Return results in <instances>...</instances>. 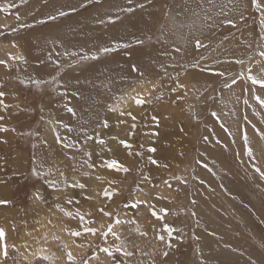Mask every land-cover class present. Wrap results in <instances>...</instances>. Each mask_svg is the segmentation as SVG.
<instances>
[{
    "label": "rangeland",
    "instance_id": "374dc122",
    "mask_svg": "<svg viewBox=\"0 0 264 264\" xmlns=\"http://www.w3.org/2000/svg\"><path fill=\"white\" fill-rule=\"evenodd\" d=\"M41 3L45 4L46 0H42ZM9 4L14 6L8 12L0 11V15L8 17L10 13H15L16 16L19 14L21 19H15L14 22L5 26L0 25V47L3 44L24 42L27 32L37 30L45 24L38 23L39 20H47L41 18L37 22H28L30 12H33L29 11V8L35 9L36 6H39V0H25L24 3H21L20 0H0L2 6ZM29 4L32 6H28ZM97 4V0H82L74 12L67 9L68 15L58 16L56 20H51V22L47 20V22L52 23L55 27L63 26V22H66L68 28L74 30L84 28L71 35L68 41L76 51H80L81 42L89 45L92 43L89 36L94 32L90 27H83L79 17L84 13L90 14ZM169 4L170 2L166 4V11L170 10ZM205 10L206 8L203 9L204 13L201 17L205 15ZM207 10L216 11L219 14L218 10L221 8L215 7ZM34 11L37 12V10ZM151 11L154 14L160 13L153 4ZM210 11L207 14L212 16ZM141 12L142 15L138 13V17L147 16L150 20L149 7L142 9ZM260 17L261 13L253 6V15L247 23L232 28L217 27V31L202 38L198 37L205 47L196 48L195 56H190L189 64L178 72L166 70L172 61L165 62L164 60L168 56L158 54L163 50H158L155 45L158 41L155 33H148L147 40L143 43L146 44V49H142V61L141 57L137 59L138 54H136L137 50L134 46L117 49L110 53L94 51L93 54L97 55L98 59L76 61L79 64L107 63L120 69L109 72L115 76L112 79L119 83L118 92L122 91L124 84L131 83L130 85H133V82L141 77L140 73L148 75V81L157 82L161 86L158 90L163 91L162 99L146 104L142 115H139L142 117V122L138 140H134L133 136L127 134L125 138L121 135L118 136L133 145L132 155H129V150L123 146L113 148L111 151L101 149L90 157L87 154L86 159L83 158L84 152L82 153V151L55 153V155L51 152H44L39 157L40 166H37L34 157L40 138L37 133L38 120L46 108L51 105L44 107L38 103H34L35 105L32 104V106L29 103H22L20 108L6 106L0 109L2 117L0 128L7 129V131H0V198L10 200L12 201L11 205L19 204L21 207L29 202L33 191L35 194L32 202L41 197L42 184L39 182L46 183L44 193L47 195L54 191L49 186V181L60 189V191H55L57 203L54 204V207L46 208L40 201L39 205L32 208V203H30L27 208L15 212L18 214L13 220L15 213L9 215L6 211L7 206H0V227L6 229L9 245V258L4 264H71L67 258V253L70 251L66 250L67 245L64 240L66 235H70L77 246L83 244L82 248H86L79 257L71 252L76 264H84L85 260H89V257L97 254L99 259H90L89 263L94 260L93 264H105V254L100 252L102 247H112L113 249L123 247L133 251V256L123 258L128 261V264H264V179L255 171L256 167L264 171V140L257 132V130L264 132V107L255 99L256 96L264 98V89H261L259 85L253 86L250 81L242 79L240 84L237 81L230 88L224 86L230 84V78L235 77L234 75L239 71L241 64L234 61H244L254 51L256 52L254 61H256L253 62L252 72L258 74L261 65L257 64V61L262 59L258 53L260 50H264V25L261 24ZM158 19L157 25L161 21L160 18ZM117 22L108 20L99 24L100 43H104L108 28ZM212 22L213 20L209 23ZM0 24L5 23H2L0 19ZM22 24H31L32 26L19 27ZM248 28H253V40L250 42L239 40L238 37L242 36V29L247 30ZM13 29L18 30L12 31ZM59 31L57 30V34ZM247 31L251 32L252 30ZM155 32H159V29L155 28ZM243 37L245 36L243 35ZM67 40L61 41L63 43ZM252 41H255L254 46ZM242 44L247 47L244 52L240 50ZM214 45L216 47L211 49ZM225 45H227L226 48ZM218 47L226 52V54H221L223 57L220 60V65H206L205 62L209 63L216 57V60L220 59V55L210 56L211 51L221 50ZM121 53H129V55L124 58L123 55H119ZM84 54L88 55L87 51H84ZM232 56L234 59L230 60L229 57ZM46 63L49 61H42V64ZM132 65H136L139 71L141 65L142 71H132ZM16 66L19 65L16 64ZM219 71H223L225 76L220 77L213 74ZM1 73H4L5 76L0 78L4 82L0 91L8 96L4 98L3 103H0L6 104L9 100L13 101L12 95L15 88H26L14 65L5 68L4 71L2 69ZM74 73L86 76L87 74H96L91 72ZM192 73H197L200 76L185 81L186 76H190ZM25 74L28 72L26 71ZM8 75H10L9 78H7ZM177 81L185 83L186 86L190 85V87L185 86V88L177 90L187 100L179 108L172 104L176 96L173 94L177 92H173L172 89L176 87ZM145 85L150 87L147 83ZM40 86L42 87V84ZM139 89L142 90L140 86ZM25 96H27V90ZM56 100L57 96H54L52 102ZM132 104L134 103L131 102L128 106H124L123 110L131 111ZM33 107L35 108L33 109ZM173 107L175 110L172 109ZM37 109L40 111L36 112ZM176 110H183L180 119L186 126L185 135L177 132L176 125L171 126L172 121L178 123L177 118L176 120L172 118L173 113L177 115ZM212 113H216V116H213ZM151 116L159 118V126ZM37 121L38 126H36ZM117 121L119 123V120ZM221 123H223V127ZM116 131L119 134L121 128L118 127ZM8 132L10 133L8 134ZM245 133L249 141L247 145L244 142ZM205 137L208 139L205 140ZM152 147L156 148L155 153L149 151ZM248 147L252 148L255 160L247 155ZM20 149L25 150L24 169L18 168L12 173L9 166L12 163L11 160L14 159V154ZM90 151L88 153H91ZM136 153L143 155H136ZM68 155L70 164H80L79 161L85 162V165L81 166L83 175L80 177L79 183L86 185V191L70 186L72 183L69 179L72 180V175L79 166L75 168L70 166L69 169L61 166L62 162L66 163ZM112 157L129 167L131 171L124 175V173L100 166L102 158L112 159ZM96 158L98 166L90 167ZM54 159L59 160L55 162V167H50ZM151 159L158 160L160 165L166 167L153 165ZM34 169L40 174L39 176L34 174ZM60 175L63 176V180L57 178ZM144 177H149V179L145 180ZM176 177L187 182L183 183L181 180L175 179ZM111 179H115L114 188L113 185L107 186ZM165 180L172 184L171 188L168 187L171 198L153 199L159 195L160 189L166 186ZM37 184L39 185L37 186ZM105 188L114 189L119 193L114 196L115 200L110 204H107L103 199ZM36 190L38 191L35 192ZM139 191L143 192L144 198L139 200L151 201L157 210L168 209V214L164 216L163 220L152 217L150 209L147 207H141L138 211L125 207V204L138 200ZM36 194L38 195L36 196ZM87 195L91 199L86 200ZM69 200L72 202L69 203ZM48 202H51L50 198ZM76 207L82 211H75ZM102 207L109 212L114 208L111 218L104 217L98 211ZM77 212L84 215L86 221H91L88 224L89 227L97 229L92 241L87 240V236L76 238L70 234V230H81V221L76 215ZM68 213H71V216ZM161 215L163 214L161 213ZM116 218L121 220L120 225L118 224V231L114 230ZM109 224L113 225L116 236L109 234L105 241L101 233L107 231ZM165 225L176 229L171 238V247H167L165 242L158 239L159 235H164L166 241L169 239L167 232L164 231ZM141 232H146L147 236L140 235ZM45 236H49L48 244L56 247L53 248L55 255L47 260L42 259L41 255L32 262L24 260L17 249L19 242H29L27 247L21 246L25 250L31 245V242L36 244ZM87 244L91 246L86 247ZM12 245H15V248ZM164 252L168 253L166 257L163 255ZM61 256L64 257L63 262H61ZM116 258L117 260L122 259L119 253H116Z\"/></svg>",
    "mask_w": 264,
    "mask_h": 264
},
{
    "label": "crops",
    "instance_id": "0c3cea01",
    "mask_svg": "<svg viewBox=\"0 0 264 264\" xmlns=\"http://www.w3.org/2000/svg\"><path fill=\"white\" fill-rule=\"evenodd\" d=\"M41 1L42 0H39V6H36L35 9L29 8V11L33 12H30L28 22H37L41 18L47 19L49 16L57 15L60 11H67V9L77 8L82 3V0H46L45 4H42ZM169 2L170 10L166 11L165 7ZM141 4L144 6L140 7ZM152 4L158 9L160 13L154 14V12L151 11ZM28 6L32 5L29 4ZM221 6H224V11L228 12V18L234 19L236 21L235 27L247 23L253 15L252 0H232L231 3H229V0H214V3H210L209 0H203V6H201V0H131V3H129V0H102L94 6L95 9L90 14L84 13L79 17L81 25L83 27H90L91 31L94 32L89 36L90 40H92V43L89 45L81 42L82 48L80 51H76L73 45L68 41L70 40L71 35L76 34L77 31H80L84 28H76L74 30L73 28H68L66 22H63V26L58 25V27H55L52 23H50L51 20L50 22H46L41 28L27 32L24 42L13 43V45L16 46V51L18 52L16 54L22 56L23 60L17 59L16 62L13 61L14 63H11V65L15 66L16 71L19 74V78L23 82V85L26 89H21L19 87L15 88V91L12 95L14 97L13 101L9 100L6 104L0 103V109L5 108L6 106L20 108L22 103H29L31 106L34 103H38L44 105V107L51 105L50 107L46 108L45 112H43L44 114L38 120L39 129L37 130V133L40 138L38 140L37 153L34 157V159H36V165L40 166L39 157L44 152H51L55 155V153H75L77 151H82V153L84 152L83 158L85 157L86 159L87 154L91 149L92 150L90 152L92 153V156L93 153H96L101 149L107 150V148H111L112 150L118 146L122 147V145L118 143V140L113 139V137L119 138L118 136L121 135L123 138H125V135H129V132L131 131V119L127 117H121L118 114L120 110H123L122 107L124 106L117 107L118 104H122L123 100L120 99V97L124 93L127 94L129 83L124 84L122 86V91L118 92L119 83L112 79L115 76L114 74H109V72L120 69L107 63L79 64L76 61L82 60L81 57L84 55V51H87L88 55H90L93 54L94 51H100L101 47H113L117 43L129 44L130 46L126 48L134 46L137 50L136 54H138L137 59H140L141 57L140 60L142 61V49H146V44H137L135 41L143 40L145 42L147 40L148 33H155L156 37H158V41L155 45L158 50H163L158 52V54L168 56L164 60L165 62L170 60L172 61V64H170L166 70L168 72H178L179 70H183L185 65L189 64L191 61L189 60L190 56L193 57L196 54L194 37L188 35L189 29L186 27L187 24L191 23V21L195 19L193 12H198L201 16L204 13V8H206V10L211 8L214 9L215 7L220 9ZM146 7H149L150 10V20L147 18V16H137L138 13L142 15L141 10L145 9ZM127 8H132L133 11H122V9ZM34 10H37V12ZM162 10L164 11L162 12ZM220 11L221 10H218V13H220ZM210 14L212 16L218 15L220 17L216 18L213 16V22L211 23V26H205L202 29L196 31V37L202 38L207 34H211L217 31V27L232 28V26H217L219 20L223 19L224 17L217 14L216 11H210ZM1 18L6 20L8 24L15 21L16 14L10 13L8 18L0 15V19ZM109 18L118 22L113 23V25L108 28L104 43H100V21L106 22L109 20ZM158 18H160L161 21L160 24L157 25V21H159ZM201 23H203L202 20ZM182 24L185 26L182 27ZM0 25L5 26V24ZM155 28L159 29V32H155ZM57 30H60L58 34ZM247 30L252 31L248 32ZM247 30L242 29V36L238 37L239 40H247L249 42L253 40V28H248ZM243 35L245 37H243ZM63 36L65 37L62 38ZM61 40L67 41L62 43ZM252 44L254 46L255 41H252ZM177 47H179L181 51H175ZM215 47L216 45L212 46L211 49ZM224 47L226 48L227 45ZM126 48L120 47L117 49ZM246 49V45L242 44L240 50L244 52ZM220 51L213 50L211 51L210 56H213ZM66 52L77 53V55H65ZM220 54L226 53L222 50ZM119 55H123L122 57L125 58V56L129 55V53H121ZM232 58L233 57H229L230 60ZM42 61H49V63L42 64ZM214 61L215 60L212 59L211 62L213 63ZM56 62H59V64ZM16 64L19 66H16ZM0 68L3 69L4 66L0 65ZM1 70L0 78H3L5 75L4 73H1ZM26 71L28 74H25ZM141 71L142 66L140 65L139 72ZM74 72H91L96 74H87L86 76L82 74H75ZM9 76L10 75H8L7 78H9ZM37 80H40L42 83L36 84L35 81ZM139 80L147 82L148 75L141 76L138 78V80L136 79L133 84ZM3 84V80H0V85ZM41 84L42 87L40 86ZM1 88L2 87H0V89ZM26 90L27 96H25ZM6 96H8V94H5L4 97H0V102L3 103V100ZM54 96H57V100L52 102ZM124 100L125 106H128L132 102L131 100L127 101L126 98H124ZM132 105V113L138 118L136 122V128L138 129H135L136 136H133L132 138L134 140H138L141 130L142 117L138 116L136 110H133L136 106L135 103ZM69 107L75 110V114L67 111ZM34 108L35 107H33V109ZM111 108H115L117 111L114 112L111 110ZM136 109H139V107L136 106ZM37 111H40V109H37L36 112ZM105 120L108 121V128H104L102 126ZM117 120H126V125L124 123L119 124ZM38 121L36 126H38ZM118 127L121 128V132L119 134L116 131ZM57 132H59L63 142L57 141ZM88 136H99L106 141V145H100L95 139H87ZM24 152L25 150L20 149V151H17L14 154V159L12 158V163H10L9 166L12 173L13 171H17L18 168H20V170L24 169L23 165L26 158ZM59 157L61 156L59 155ZM66 158V163L64 164L62 162L61 166L68 169L70 166H74V168L79 166L77 171L72 175L73 180L81 173V165L77 163H74L75 165L70 164L69 155ZM57 161L56 159L52 160L50 167H55V162ZM92 165L98 166L97 158L94 160ZM57 178L63 180L62 175L58 176ZM72 180L69 179L70 183H73L71 182ZM111 181H115V179H111ZM39 184H42V188L40 190L41 194L38 192L41 197L37 200L35 199L37 202H32L33 195L35 194L33 191L27 204L21 207L19 204L7 206L6 211H8V214L12 215L17 211H20V209H25L30 203H32L31 207L35 208L37 205H39L40 201H43L42 205L46 208L54 207V204L57 203L55 191L47 195L44 193L46 183L42 181L39 182ZM39 184H37V186ZM111 185H113V188L115 187V183L109 184L108 181L107 186L110 187ZM37 191L38 190L35 192ZM37 195L38 194H36V196ZM87 197L86 200H88ZM49 198L51 200L50 203L48 202ZM103 199L107 204H110L115 200L114 197L108 199L104 196ZM79 209L80 208L76 207L75 211H82ZM17 214L18 213H15L12 219H14ZM1 223L3 222L1 221ZM48 238L49 236L47 239ZM28 244L29 242L23 243L21 245L27 247ZM32 244L34 243L31 242V245ZM21 245L18 246V249ZM30 246L26 249H29Z\"/></svg>",
    "mask_w": 264,
    "mask_h": 264
},
{
    "label": "snow or ice",
    "instance_id": "6c2138e0",
    "mask_svg": "<svg viewBox=\"0 0 264 264\" xmlns=\"http://www.w3.org/2000/svg\"><path fill=\"white\" fill-rule=\"evenodd\" d=\"M20 2L24 3L25 0H20ZM97 2H99V0H97ZM209 2L210 3H214V0H209ZM231 2H232V0H229V3H231ZM129 3H131V0H129ZM252 5L255 7V9L258 12L261 13V17H260L261 24L264 25V3H262V0H252ZM13 6L14 5H12V4H9L7 6L0 5V11L8 12L10 10V8H12ZM143 6H144L143 4L140 5V7H143ZM201 6H203V0H201ZM75 10H76L75 8H72L69 11L74 12ZM122 11L131 12V11H133V9L132 8H127V9H122ZM208 11H210V10H205V15L203 17L200 16V13L193 12V16L195 17V19H193L191 21V23L186 25V27H188V29H189L188 35H191V36L194 37V43H195V47L197 49L205 47V45L202 43V41L198 37L195 36L196 31L202 29L205 26H209L210 27L211 24L209 22L213 20L212 16L207 14ZM65 15H68V12L60 11V12H58L57 15L49 16L47 18V20H53L54 21V20H56L58 18V16L62 17V16H65ZM219 15L223 16L224 18L219 20V23L217 24V26H232V27L236 26V21L234 19L228 18V12L224 11V6H221V11H220ZM16 19L17 20L21 19L19 14H17ZM47 20H39L38 23H46ZM109 20H110V22H115L114 20H111V18H109ZM201 20L203 21V23H201ZM100 22L103 23L104 21H100ZM31 26H32L31 24L19 25V27H31ZM181 26L183 27L185 25L182 24ZM17 30L18 29H13L12 31H17ZM135 43L143 44L144 41L143 40H137V41H135ZM13 46H15V45H13ZM129 46H130L129 44H119V43H117L113 47H104L100 51H102L103 53H110V52L115 51L117 48H120V47H125L126 48V47H129ZM175 51L179 52V51H181V49L179 47H177L175 49ZM65 55H77V53H67L66 52ZM258 55L262 58L260 61H257V64L261 65L260 68H259L258 74H253L252 67L249 66L246 73L245 72L238 73L237 77H233L232 80H231V83L227 84L226 86L227 87H231L233 84H236L237 83V78H239V79H242V80H245V81H250L253 86L259 85L261 89H264V50H260ZM10 58L13 59V60H15V59L23 60V57H12L11 55H10ZM81 59H84V60H87V59H98V56L95 55V54H93L91 56H89L87 54H84L81 57ZM234 62L237 63V64H241V65L244 64L243 60H235ZM56 63L59 64V62H56ZM7 64H8V62L6 60H0V65L7 66ZM132 71L139 72V69L136 67V65H132ZM213 74L214 75H218L220 77H224L225 76V73L223 71L214 72ZM140 75L143 76V73H140ZM35 83L36 84H40L42 82L40 80H37V81H35ZM145 83L149 84L150 87H145ZM0 87H2V85H0ZM140 87L142 89L140 92H136L135 89H133V92L135 93V95H132L131 99L135 103V105L137 107L141 108V109H143L146 104H150V103H152L155 100H160L163 97V91L162 90H158L161 86H159L157 82H154V81L145 82V81L141 80ZM182 88H185V85L180 84L177 81L176 87L173 88L172 91L175 92L178 89H182ZM246 91H247V89H246ZM153 93H155V95H153ZM4 95H5V93L3 91H0V97H4ZM177 99L178 100L182 99V97H178ZM255 99L259 102V104L262 107H264V98H261L260 96H256ZM245 103H247L246 100H245ZM67 111H69L70 113L75 114V110L70 108V107L67 109ZM112 111H117V109L113 108ZM119 115L121 117H127V118L131 119L132 123L130 125L131 131H130L129 135L130 136H134L135 135V129L137 127V123H136L137 119H138L137 116L134 115L131 111H125V110H120L119 111ZM212 115L216 116V113H212ZM0 119H2V117H0ZM152 119L157 124V126H159V118L156 117V116H153ZM126 122H127L126 120L119 121V123H126ZM102 126L104 128H108L109 127L108 121L105 120L103 122ZM221 126L223 127V123H221ZM65 127H67V126H65ZM253 127H255V126L253 125ZM0 131H7V129L0 128ZM257 132H258V135L260 136V138L262 140H264V132H261L260 130H257ZM56 139H57L58 142H63L62 137L60 136L59 132L56 133ZM87 139H90V140L91 139H95L100 145H106V141L103 138L99 137V136H96V137L88 136ZM113 139L118 140V143L120 145H122L125 149H128L129 150L128 151L129 155L133 154L132 151H131V149L133 148V145L130 144L127 140L119 139L117 137H113ZM204 139L207 140L208 138L205 137ZM244 142H245L246 145L249 142L248 141V136H247L246 133L244 134ZM107 150L111 151V148H107ZM149 151L152 152V153H155L156 152V148L152 147V148L149 149ZM88 155L90 157L91 153H88ZM136 155H143V154L142 153H136ZM247 155L253 160L256 159V157L254 155V152H253L251 147H248ZM151 163L153 165L158 166V167H166L164 165H160L159 161L156 160V159H151ZM100 166L101 167H105V168H107L109 170H114V171H116L118 173H124V174H127V173H129L131 171V169L129 167L125 166L123 163H121L120 161H118L117 159H114V158H112V159H103L102 158ZM90 167L95 168V165H90ZM255 171L260 174V177L262 179H264V171H262L259 167H256ZM33 172L37 176L40 175L38 172H36L35 169L33 170ZM97 178H99V177H97ZM143 179L148 180L149 177H144ZM175 179L181 180V182H183V183L187 182L186 180H183L180 177H176ZM65 183H67V181H65ZM111 183H114V181H109V184H111ZM164 183H165V185L167 187H169V188L172 187V184L169 181L165 180ZM201 183H203V181H201ZM49 186L54 191H60V189H58L57 186L54 183H52L51 181H49ZM70 186L72 188H79L81 190H85L86 191V185L83 184V183L73 182ZM118 194L119 193L116 190L110 189V188H105L104 191H103V196L105 198H108V199H111V198H113L114 196H116ZM87 198L91 199V197H87ZM153 199H165V197L157 195ZM41 200H42V198H41ZM71 202L72 201L69 200V203H71ZM193 203H195V201H193ZM11 204H12V201H10V200L0 199V206H9ZM125 207L129 208V209H132V210H136V211L140 210L141 207H147L148 209H150L151 216L155 217L158 220H163L164 216H166L168 214V209L161 208V209L157 210L155 205H153L151 203V201H149V200H137L135 202H130V203L125 204ZM98 211L100 213H102V215L104 217H109V218L112 217V213L109 212V211H106L103 207L98 209ZM161 213L163 215H161ZM68 215L71 216V213H68ZM76 215L79 217V220L81 221V230H76V231H71L70 230V234L73 237H76V238H80L81 236H86L87 234H92L93 236H95L96 233H97V229L94 228V227H89L88 226V224L91 223V221H86L85 220V216L82 215L79 212H77ZM193 215H195V213H193ZM114 223L118 225V224L121 223V220L119 218H116L114 220ZM13 230H15V229L13 228ZM164 231L167 232L169 239L166 241L164 235H159L158 239L161 242H165L167 247H171V238L173 237V233L176 231V229L174 227H172V226L165 225L164 226ZM109 234H111L114 237L116 236V233L113 231V225L112 224H109L107 231H104V232L101 233V235L105 238V241H106V238L109 236ZM140 235L147 236V233L146 232H141ZM117 239H118V237H117ZM78 246L82 247L83 244H80ZM89 246H91V245H89ZM12 247L15 248V245H12ZM100 252L105 254V256L110 261V264H128V261L123 259V258L131 257V256L134 255L133 251H129L126 248H123V247H116L115 249H113L112 247H102V248H100ZM116 253H119L121 255L122 259L117 260ZM163 255L166 257L168 255V253L164 252ZM8 258H9V245L7 243V231H6L5 228L0 227V264H4V262ZM67 258H68V261L71 262V264H76V261L74 260V257H73L71 252L67 253ZM42 259L47 260L48 257L44 256V257H42ZM90 259H97L98 260L99 256L97 254V255H94L93 257H89V260ZM89 260H85L84 264H89Z\"/></svg>",
    "mask_w": 264,
    "mask_h": 264
},
{
    "label": "bare ground",
    "instance_id": "6f19581e",
    "mask_svg": "<svg viewBox=\"0 0 264 264\" xmlns=\"http://www.w3.org/2000/svg\"><path fill=\"white\" fill-rule=\"evenodd\" d=\"M72 2V1H71ZM157 17H159V16H157ZM8 18V17H7ZM1 22L2 23H5V25L7 24V21L6 20H4V19H2L1 18ZM17 44H19V43H17ZM218 44V43H217ZM224 44V43H223ZM219 48V47H218ZM219 49H221V48H219ZM221 51H222V49H221ZM220 51V52H221ZM20 52V51H19ZM220 52H218V53H216L215 54V56H217V55H220L221 57H220V59H218V60H216V58L214 59L215 60V62L214 63H212V62H205V64L206 65H208V64H210V65H220V60L222 59V55L220 54ZM16 53H18L17 51H16V46H13V44H3L1 47H0V60H6L7 62H8V64H7V66H5L4 65V68H3V71L5 70V68H7V67H9L10 65H11V63H14L13 61H15L16 62V60L17 59H15V60H13V59H11L10 58V55L12 56V57H22V56H20V55H17ZM226 53V52H225ZM234 53V52H233ZM10 54V55H9ZM21 54H23V53H21ZM228 54V53H227ZM231 54V53H230ZM238 54V53H237ZM255 54H256V52L254 51L248 58L246 57L245 59H244V64L243 65H241L240 66V68H239V71L234 75L235 77H237V74L238 73H240V72H247V69H248V67L249 66H251L252 67V69H253V62H255L254 61V58H255ZM214 56V57H215ZM235 56H236V54H235ZM233 57V56H232ZM241 57V56H240ZM231 58V57H230ZM201 59V58H200ZM234 59V58H233ZM204 60H206L205 58H204ZM208 60V59H207ZM219 61V62H218ZM225 61V59L223 58V62ZM229 61V59L227 60V62ZM168 62V61H167ZM257 67V66H256ZM2 68H0V70H1ZM174 71V70H173ZM5 73V72H4ZM175 75V74H174ZM198 76H200L199 74H197V73H192V74H190V76L189 75H187L186 76V78H185V81H190L191 79H194V78H196V77H198ZM232 76V75H231ZM233 78V77H232ZM232 78H230V83H231V80H232ZM172 79V78H171ZM138 80V79H137ZM237 81H238V83L240 84V82H241V79H239V78H237ZM140 80L139 81H136L133 85H130L131 83H129L128 84V89H127V94H123V95H121V97H120V99H122L123 100V102H122V104L120 105V104H118L117 105V107H122V106H125V100H124V98H126V100L127 101H132V99H131V96L132 95H135V93L133 92V86H135L134 87V89H135V91L136 92H140L141 90L139 89V86H140ZM166 84V83H165ZM164 84V85H165ZM180 84H185V83H180ZM190 84V83H189ZM186 86V85H185ZM224 86H226V85H224ZM145 87H147L146 85H145ZM186 87H190V85H188V86H186ZM166 88V87H165ZM203 88V87H202ZM230 88V87H229ZM72 91V90H71ZM263 94V93H262ZM173 95H176L175 96V101H173L174 103H172L173 104V106H175L176 108H179L181 105H184L186 102H187V100L186 99H184V97L181 95V93H180V91H177V92H175V94H173ZM178 97H182V99H177ZM73 100V99H72ZM185 100V101H184ZM4 101V100H3ZM69 102V101H68ZM133 102V101H132ZM7 103V102H6ZM14 103V102H13ZM119 103H120V101H119ZM112 104V103H111ZM249 104H251V103H249ZM66 105V104H65ZM2 106V105H1ZM116 106V105H115ZM172 107V106H171ZM123 108V107H122ZM120 109V108H119ZM173 110H175L174 109V107L172 108ZM133 110H136V112L138 113V116L139 115H142V112L144 111V108L143 109H136V106H135V108L133 109ZM130 111V110H129ZM131 112H132V110H131ZM134 112V111H133ZM172 112V111H171ZM175 113L177 114V115H174V113H173V116H172V118H174V120H176V118H177V121H178V123H176L175 121H172L171 122V126H177V132L178 133H181V134H183V135H185V132H186V126L183 124V122L181 121V114L183 113V110H179V111H175ZM4 116V115H3ZM159 116V115H158ZM0 117H1V115H0ZM141 117V116H140ZM152 117V116H151ZM171 118V119H172ZM127 120V119H126ZM130 120V119H129ZM140 120V119H139ZM180 123H182V124H180ZM125 124V123H124ZM52 125V124H51ZM126 125V124H125ZM170 127V126H169ZM49 128V127H48ZM129 128V127H128ZM172 128V127H171ZM136 129H138V128H136ZM158 129V128H157ZM49 130V129H48ZM129 130V129H128ZM130 131V130H129ZM10 132H8V134H9ZM126 133V132H125ZM130 133V132H129ZM152 133V132H151ZM63 135V134H62ZM105 135V134H104ZM134 136H136V135H134ZM138 137V136H137ZM151 137V136H150ZM136 138V137H135ZM11 139V138H10ZM147 139V138H146ZM148 140V139H147ZM182 142V141H181ZM47 143V142H46ZM179 143V142H178ZM183 143H185V142H183ZM181 145H182V143H180ZM150 145V144H149ZM180 145V146H181ZM185 145V144H184ZM183 146V145H182ZM181 148V147H180ZM183 148V147H182ZM176 150V149H175ZM117 151V150H116ZM175 152H177V150L175 151ZM162 153V152H161ZM169 157V156H168ZM167 157V158H168ZM113 158V157H112ZM135 159V158H134ZM176 159V158H175ZM82 160V159H81ZM124 160H126V159H124ZM123 160V161H124ZM128 160V159H127ZM129 161V160H128ZM167 161V160H166ZM82 162H84L83 160H82ZM80 163V165L81 166H84L85 165V162L84 163H81V162H79ZM126 164V163H125ZM163 168V167H162ZM165 169V168H164ZM64 171V170H63ZM160 171V170H159ZM83 175V172L81 171V173L79 174V175H77V177L75 178V179H73L71 182H78L79 183V181H80V177ZM123 175V174H122ZM125 175V174H124ZM127 175V174H126ZM129 178V177H128ZM127 178V179H128ZM101 179V178H100ZM160 196H162V197H165V199H166V197H168V198H171V192L169 191V189H168V187L167 186H163L162 187V189H160V191H159V193H158ZM137 197H138V200L139 199H144L143 198V192L142 191H139L138 192V194H137ZM136 197V198H137ZM145 197V196H144ZM1 199V198H0ZM146 200V199H145ZM163 200V199H162ZM169 200V199H168ZM176 201V200H175ZM114 202V201H113ZM95 204H97V203H95ZM175 204V203H174ZM104 206V205H103ZM94 208H95V206H94ZM40 209V208H39ZM83 209H85V208H83ZM45 210V209H44ZM96 211V210H95ZM112 212V211H111ZM89 213V212H88ZM87 213V214H88ZM3 215V214H2ZM5 215V214H4ZM10 215V214H9ZM101 215V214H100ZM124 217V216H123ZM120 218V217H119ZM122 218V217H121ZM103 219V218H102ZM107 219V218H106ZM13 220V219H12ZM101 220V219H100ZM104 220V219H103ZM12 222V221H11ZM98 222H100V221H98ZM13 223V222H12ZM104 225V224H103ZM120 225V224H119ZM80 227V226H79ZM70 228V227H69ZM117 228H118V225L116 224L115 225V227H114V230H117ZM8 230V229H7ZM118 231V230H117ZM44 233V232H43ZM67 233V232H66ZM24 236H25V234H23ZM22 235V236H23ZM64 235V234H63ZM44 236V235H43ZM57 236H59V235H57ZM88 238H87V240H90V241H92L93 239H94V237L95 236H93L92 234H87L86 235ZM27 237V236H26ZM41 237H42V235H41ZM47 237L48 236H45V237H43L40 241H38L36 244L34 243V244H32L31 246H30V248L29 249H25V250H23L22 248L20 249H18L17 248V246H19V245H21V244H23V243H27V242H19V244L16 246V248L20 251V255L21 256H23V259L24 260H26V261H28V262H32V260H35L36 258H37V256H39V255H41V256H47L48 257V259H51V257H52V255H55V252H54V250H53V248H56V247H53V246H50L51 244L49 243L48 244V239H47ZM63 237V236H62ZM95 239H97V238H95ZM37 240V239H36ZM64 240H65V244L67 245V251H70V252H72L76 257H79V255L80 254H82V253H84V251H85V249L86 248H82V247H80V246H77L76 245V243H74L73 242V239H72V237L70 236V235H66L65 237H64ZM22 241V240H21ZM27 241V240H26ZM81 241V240H80ZM83 241V240H82ZM85 241H86V239H85ZM63 242V241H62ZM87 242H89V241H87ZM90 244V243H89ZM89 244H87L86 245V247H88L89 246ZM79 245V244H78ZM108 245V244H107ZM21 246H24V245H21ZM20 246V247H21ZM65 248H66V246H65ZM64 248V249H65ZM58 254H59V252H58ZM60 259V258H59ZM53 261V260H52ZM60 261V260H59ZM64 261V257L63 256H61V262H63ZM93 261L94 260H92V261H90V263L89 264H93ZM104 263L105 264H110L109 263V260L107 259V257L105 256V260H104ZM59 264V263H58ZM63 264V263H62Z\"/></svg>",
    "mask_w": 264,
    "mask_h": 264
}]
</instances>
